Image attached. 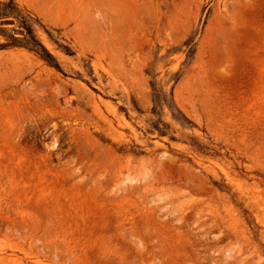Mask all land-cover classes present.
<instances>
[{
    "label": "rangeland",
    "instance_id": "1",
    "mask_svg": "<svg viewBox=\"0 0 264 264\" xmlns=\"http://www.w3.org/2000/svg\"><path fill=\"white\" fill-rule=\"evenodd\" d=\"M0 23V264H264V0Z\"/></svg>",
    "mask_w": 264,
    "mask_h": 264
},
{
    "label": "trees",
    "instance_id": "2",
    "mask_svg": "<svg viewBox=\"0 0 264 264\" xmlns=\"http://www.w3.org/2000/svg\"><path fill=\"white\" fill-rule=\"evenodd\" d=\"M12 18L14 19L17 27L21 29V30H18V31H20V33H22L20 35L24 36L21 39L11 36V39L14 42V45L30 49V50L38 53V55H40L41 57H44L39 52V50L43 51L44 49L39 45V43H37V41L34 38L33 33H32L33 30L30 27V25L27 23L26 19L24 17H22L17 11H14L12 13ZM0 25H3V24L0 23ZM0 30H1V28H0ZM1 32H4V31L1 30Z\"/></svg>",
    "mask_w": 264,
    "mask_h": 264
}]
</instances>
